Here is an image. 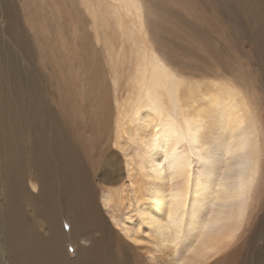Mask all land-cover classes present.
Listing matches in <instances>:
<instances>
[{
  "label": "bare ground",
  "instance_id": "bare-ground-1",
  "mask_svg": "<svg viewBox=\"0 0 264 264\" xmlns=\"http://www.w3.org/2000/svg\"><path fill=\"white\" fill-rule=\"evenodd\" d=\"M21 1L30 13L27 30L10 0H0V30L8 36L0 39V264L116 262L108 246L118 234L103 230L105 213L130 242L150 241L149 227L165 264H218L264 208V123L241 79L182 76L150 40L143 0H95L114 18L124 48L109 49L111 73L102 80L100 59L84 53L95 75L88 92L95 102L87 100L86 112L108 128L102 157L88 159L94 146L74 126L80 109L57 115L33 68L47 60L48 43L33 28L45 22L36 0ZM238 1L264 24V0ZM49 4L66 8V0ZM96 8L86 5L92 19ZM101 166L112 174L97 178ZM123 173L129 181L120 183ZM94 228L102 234L83 245L82 234L93 238Z\"/></svg>",
  "mask_w": 264,
  "mask_h": 264
},
{
  "label": "rangeland",
  "instance_id": "rangeland-1",
  "mask_svg": "<svg viewBox=\"0 0 264 264\" xmlns=\"http://www.w3.org/2000/svg\"><path fill=\"white\" fill-rule=\"evenodd\" d=\"M61 1L34 2V5L39 6L40 19L45 23L37 24L33 28L37 37H45L48 44L43 47V55H46L47 60L44 63L34 61L33 68L42 80V87L49 97V102L54 101L57 105V115L70 117L72 105L80 109L76 111L74 126L85 135V142L89 146H94V152L88 151L90 152L88 159L98 161V157L100 155L102 157L103 152L97 150L101 148V143L106 141L108 128L106 129L102 124L106 129L104 131L102 126L96 124L95 119L89 115V111L86 112L90 106L87 100L91 104L95 102H92L93 98L90 93L88 94L90 85L92 82L95 83V75L88 72L84 53H88L87 56L93 60L95 57L100 59L99 70L102 80L103 75L110 76L111 73L107 52L109 49L110 51L123 49L124 44L117 32L114 18L96 8L95 0H66V8L58 12L55 11L56 5L49 4L57 2L60 7ZM10 2L17 11L14 14L17 17L16 21L21 29L27 30L29 27L27 18L30 13L25 10L24 3L21 0H10ZM25 2L28 3L29 0ZM90 3L96 8L93 9V19L85 11L86 5ZM143 3L147 9L146 19L150 40L177 73L200 79L220 72L232 80L236 78L237 82L241 79L238 83L248 91L250 98L252 97L251 100L259 110L264 123V32H262L264 24L259 23L253 13H249L245 7L243 9L238 0H143ZM33 15L37 17L35 12ZM0 32L3 34L0 39L7 41V30L2 27ZM98 37L102 38L96 41ZM124 66L126 67L127 64L125 63ZM121 86L123 89L126 87L125 84ZM111 87L113 86L110 83L107 84L106 96L109 98V103L115 98ZM87 94L89 98L86 97ZM124 94H121L122 97ZM115 111V103L114 105L112 103L109 115L111 113L114 115ZM83 120L88 123L81 124ZM108 152L104 153L103 160L111 156L110 151ZM91 167L90 161L87 168ZM111 174L112 169L109 166H101L97 169V178ZM121 175L120 183L129 181L124 177V173ZM97 183L111 185L104 181ZM0 190H2L1 186ZM26 193L31 196L28 190ZM1 195L2 192L0 197ZM97 201L100 203L99 198ZM26 207L30 208L29 205ZM126 211L127 209H124V217L129 216L126 215ZM119 213L122 215L121 212ZM86 216L90 219L89 215ZM255 216L256 220L251 222L246 234L229 251L219 255L218 264H264V208L257 209ZM104 217L106 223L103 230L111 229L118 234L113 249L108 246L109 251L114 252L113 256L117 257L118 261H107L106 258V264H165L164 252L157 250V240L151 236L153 234L149 227L147 237L150 241L143 238L144 241L134 243L130 242L121 230L116 229L108 213H105ZM93 232V238L91 235L82 234L83 245H92L96 235L100 236L103 231L94 228ZM69 243L72 244L73 240L70 239ZM68 253L74 256L76 247H68Z\"/></svg>",
  "mask_w": 264,
  "mask_h": 264
}]
</instances>
